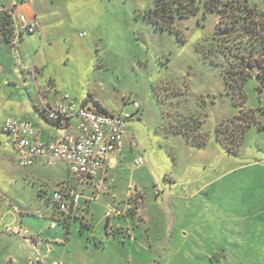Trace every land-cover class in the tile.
Returning <instances> with one entry per match:
<instances>
[{
	"label": "rangeland",
	"instance_id": "1",
	"mask_svg": "<svg viewBox=\"0 0 264 264\" xmlns=\"http://www.w3.org/2000/svg\"><path fill=\"white\" fill-rule=\"evenodd\" d=\"M247 2L264 14V0ZM155 4L0 0V23H7L0 82L32 84L0 112L20 118L26 98L36 109L44 99L35 85L45 81L52 98L48 92L44 102L67 94L78 107L131 115L127 128L139 153L105 193L79 186L81 204L72 211L52 199L67 170L45 163L46 181L33 185L21 172L5 176L0 165L1 203L18 223H0V264L41 256L49 264H264V80L253 68L241 92L229 87L217 9L200 3L167 28L152 18ZM21 5L39 25L22 41L15 31ZM246 118L251 125L236 139L238 119ZM137 166L143 169L133 179ZM19 222L24 234L5 231Z\"/></svg>",
	"mask_w": 264,
	"mask_h": 264
},
{
	"label": "built area",
	"instance_id": "2",
	"mask_svg": "<svg viewBox=\"0 0 264 264\" xmlns=\"http://www.w3.org/2000/svg\"><path fill=\"white\" fill-rule=\"evenodd\" d=\"M39 30L35 20H29L20 14L16 21V34H33ZM137 110L140 106L134 103ZM46 121L56 126L59 130H71V119L77 117V134L65 133L42 143L37 140L38 132L30 120L8 119L1 131L7 134L18 152V164L21 167H30L38 158H43L50 166L63 161L67 164L69 172L75 178H85L95 184L98 193H105L108 160L125 145L132 149L137 148L136 141L129 133L127 123L131 119L128 113L110 114L97 108L86 106L78 107L64 95L62 101L54 106H43L42 111ZM143 156L136 159L137 165L144 164ZM80 195L73 190H57L52 194L54 202L58 203L61 210L74 208ZM1 201V196H0ZM55 225L52 224L51 228ZM10 234L21 235L23 230L18 227H6Z\"/></svg>",
	"mask_w": 264,
	"mask_h": 264
},
{
	"label": "trees",
	"instance_id": "3",
	"mask_svg": "<svg viewBox=\"0 0 264 264\" xmlns=\"http://www.w3.org/2000/svg\"><path fill=\"white\" fill-rule=\"evenodd\" d=\"M200 3L207 10L217 9L220 13V33L217 35L222 40L219 50L228 61L226 80L229 87H237L241 92L242 85L253 68L258 69L259 77L264 80V26L260 22L261 19L264 20V14L250 6L247 0H156L152 18L156 24L172 28L176 20L195 15L200 10ZM0 27L7 31L5 20L0 23ZM97 109L103 111L101 108ZM38 112L44 116L43 112ZM249 120L246 118L241 122L238 119L239 133L236 139L251 125ZM217 139L223 144L221 136ZM206 142V137H200V145H205ZM56 205L60 209L61 206L58 203Z\"/></svg>",
	"mask_w": 264,
	"mask_h": 264
},
{
	"label": "crops",
	"instance_id": "4",
	"mask_svg": "<svg viewBox=\"0 0 264 264\" xmlns=\"http://www.w3.org/2000/svg\"><path fill=\"white\" fill-rule=\"evenodd\" d=\"M20 10L22 11L24 8V13L21 12L20 14H24L29 20H35L36 21V16L33 12L30 11L29 7H26V5H21ZM20 40H23V35H21ZM16 40V39H15ZM15 40H13L15 42ZM20 48V47H19ZM26 72V70H25ZM27 80V82L24 84L26 86H32V84L29 81V78H25ZM44 86L41 84H36L35 85V90L37 91V93L40 95V98L43 96V99L45 100V96L46 94L49 92V89H47V86L45 85V81H43ZM10 84L17 86L15 89H12L10 87V85H6V83H1L0 82V111H2L1 109L5 106L6 102L8 99H12L15 95L18 94L19 91L23 90L24 85L19 86V81L16 82H10ZM9 86V87H8ZM19 86V87H18ZM39 86V87H38ZM28 90V89H27ZM44 90V91H43ZM34 93H32V91L29 89L28 91V95L30 96V98H32ZM50 94V92H49ZM67 95V94H65ZM21 96V95H20ZM64 96V95H63ZM63 96H61L59 99H56L54 104H50L49 102H44V100H40L41 103L39 105H35V107L37 108V110L34 108V102L33 104L30 105V103L28 102L27 98L25 100L24 104H19V106H21L20 109V114L18 115L16 112L15 115L16 117H20V118H13V116H11L10 114H4L3 112H0V165H2V167L5 169L6 171V175L5 176H12L13 175H18L20 172L22 173L23 177L25 178L26 181L33 183V185H38V183L43 184V181H46V176H43V174L39 173V169L40 167L45 165V161L43 158H38L34 164L30 167H21L20 165H18V152L17 149L15 147V145L13 144V142L11 141V138L7 135L4 134L1 131V127L3 125V123L8 120V119H23V120H30L32 121V123L34 124L37 132H38V137L37 140L39 142L45 143L49 140H51L54 137H58V136H62L65 133H70V134H74L76 135L78 132L76 130L77 126V117H73L71 119V125H72V129L69 130H64L61 131L59 130L56 126H54L53 124H51L50 122L46 121L45 117L42 116L38 111H42V107L43 106H54L57 102L62 101ZM50 99L52 98V94H50L48 96ZM68 97L71 100V97L68 95ZM72 101V100H71ZM4 102V104H2ZM73 102V101H72ZM10 106V105H9ZM84 106V105H83ZM12 106L9 108L11 109ZM37 111V112H36ZM10 113H12V110L10 111ZM39 115V117H38ZM4 134V135H2ZM137 153V155L139 154L137 152L136 149H132L130 147V145H125L120 151H117L116 153H114L113 156L110 157V159L108 160V166L106 167L107 169V178L105 181V185L107 183V185L110 186V188H113L112 186L115 185V183L117 182V177L120 176L121 179L124 178V176H122V174H128V169H129V158L132 155L131 153ZM25 168L28 169L27 171H20L17 168ZM54 167H58L60 170H67V175H68V179L66 178H61V179H57L58 181V185H59V189L58 190H68V189H73L75 190L77 193V189L79 186H84V188L86 187H90V186H95V184H93L91 181H89L88 179L85 178H75L73 175H71V173L69 172V169L67 167V164L63 161H59L56 163V165H54ZM137 169L133 170V172L130 173V177H132L133 179L135 178V174L136 172H141L140 170L143 169L141 166H137ZM3 174L0 175V194L3 191V188L1 186V180L2 178L5 177ZM41 176V178H40ZM115 187V186H114ZM109 188V190H110ZM40 191H43L42 188H39ZM54 191H57L54 190ZM79 195V194H78ZM81 200L82 197L80 196L77 205L74 208H71L70 210H75V208H78L79 205L81 204ZM5 207L3 206V204L0 201V212L4 211ZM9 218V220H7ZM16 218V217H15ZM14 217H10L9 213H5L2 212L0 214V223H4L5 221H11L10 223H15V225H17L18 223L15 221ZM18 226V225H17ZM19 226L20 228L24 231L23 223L19 222ZM20 236V235H19ZM18 236V237H19ZM25 240H27L26 238H24ZM25 243H28V241H25ZM42 258H37V260L33 261L30 260V263H34V262H38V261H42L44 264H49L48 262H45L43 259V256H41ZM47 261H49V258H46Z\"/></svg>",
	"mask_w": 264,
	"mask_h": 264
}]
</instances>
